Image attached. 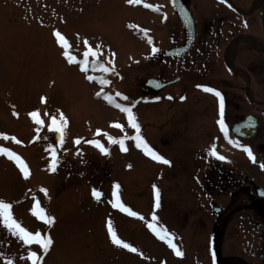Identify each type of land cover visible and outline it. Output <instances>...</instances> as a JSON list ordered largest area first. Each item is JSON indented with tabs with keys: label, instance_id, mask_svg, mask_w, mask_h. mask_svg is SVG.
Returning a JSON list of instances; mask_svg holds the SVG:
<instances>
[{
	"label": "rangeland",
	"instance_id": "1",
	"mask_svg": "<svg viewBox=\"0 0 264 264\" xmlns=\"http://www.w3.org/2000/svg\"><path fill=\"white\" fill-rule=\"evenodd\" d=\"M220 1L186 0L196 20L197 39L210 46L221 39L215 32L221 31L223 23L215 21L217 27L208 35L203 28L208 15L227 11ZM144 4L157 11L144 8ZM253 32L264 38L258 19ZM54 33L69 45L67 53ZM184 38L171 0H139L135 6L130 0H0V135L20 142L0 140V148L19 156L30 172V178L24 180L15 163L0 156V201L12 206L13 218L25 230L53 241L44 256L38 245L26 248L0 227V264H30L26 259L29 251L35 252L42 264H205L208 238L192 235V213L186 220H175L172 200L180 206L193 200L187 180L191 164L188 159L209 152L212 146L218 155L235 157L242 151L225 140L214 117L208 121L210 139L198 136L202 117L198 118L197 138H178L175 125L182 114L179 110L187 108L180 109L167 94L142 103L148 96L141 92L139 84V78H172L177 70L182 71L192 53L187 60L161 61L159 51L182 43ZM239 43L242 52L248 54L249 44ZM153 47L157 49L155 55ZM89 49L101 55L96 59L89 55L87 72H81ZM66 54L79 63H70ZM101 66L108 68L111 75L100 71ZM88 76L95 81L105 80L108 86L90 83ZM101 94L111 96L122 107L132 108L142 139L158 155L173 158L176 165L165 168L155 163L132 139L126 141L127 151L122 153L119 145H109L104 136H97L98 131L114 139L135 135L126 116ZM117 94L127 99L120 100ZM34 112L40 113L43 127L30 118ZM61 113L67 127L64 142L58 146L48 128L51 119L59 120ZM112 124L122 125L124 132L110 127ZM229 139L233 140L230 135ZM75 141L81 143L77 145ZM92 142L102 144L109 156L92 147ZM50 150L55 151L59 163L54 173L50 169ZM177 157H181L180 165ZM114 185H119L121 203L143 220L112 207ZM153 186L160 192L159 209L155 207ZM93 190L101 194L99 202L93 198ZM37 202L47 216L54 218L51 228L31 214ZM153 215L157 217L155 222ZM109 222L117 237L141 255L111 243ZM149 223L174 238L182 257L178 258L149 231Z\"/></svg>",
	"mask_w": 264,
	"mask_h": 264
},
{
	"label": "flooded vegetation",
	"instance_id": "2",
	"mask_svg": "<svg viewBox=\"0 0 264 264\" xmlns=\"http://www.w3.org/2000/svg\"><path fill=\"white\" fill-rule=\"evenodd\" d=\"M220 2L227 11L208 15L203 29L206 35L214 32L215 21L219 20L223 28L215 33L221 39L210 46L197 39L195 28V41L186 56L192 54L182 71L177 70L172 78L155 77L175 82L159 91L148 84L151 77L143 81L139 78V84L145 96L167 94L180 109L187 108V111L179 110L183 118L178 116L175 125L176 136L184 139L197 138L199 117L204 122L198 136L210 139L207 129L211 128V122L208 121L214 117L219 125V101L202 89L220 93L228 134L251 150L255 163L244 152L236 153L239 156L235 157L219 155L223 161L205 151L195 159H188L191 164L187 167L184 163V166L189 170L187 180L193 200L189 208L176 205L175 199L172 200L174 218L186 220L192 213V235L197 233L208 238L205 264H264V170H261L264 165V38L253 32L258 19L264 35V0ZM239 42L249 44L248 54L242 52ZM173 46L175 44L169 47ZM203 102L205 107L201 108ZM235 124L239 126V135L231 131ZM161 157L171 166L176 165L173 158ZM180 158L177 157L178 165Z\"/></svg>",
	"mask_w": 264,
	"mask_h": 264
},
{
	"label": "snow or ice",
	"instance_id": "3",
	"mask_svg": "<svg viewBox=\"0 0 264 264\" xmlns=\"http://www.w3.org/2000/svg\"><path fill=\"white\" fill-rule=\"evenodd\" d=\"M130 2L132 5L135 6L138 4L139 0H130ZM142 6L144 8H149L152 11H157V9L151 8V6H149L147 4H144ZM54 35L56 37L57 42L59 43V46L65 50V53H67V50L69 47L67 42L64 40V38L59 33H54ZM145 36H147L146 33H145ZM147 42L150 45L152 44L151 40H148ZM84 44H85V47H88L87 41H85ZM156 52H157V49L153 47L152 48L153 55H155ZM89 55H91L93 59H96L101 54L98 52H93L91 49H89V51L84 54V56H85L84 64L80 67L81 72H85V73L87 72V64H88ZM65 59H67L70 63H79L78 61H74L73 58L71 56H68L67 54L65 55ZM95 70H96V66L94 65L93 71H95ZM99 70L102 71L105 75H111V71L108 68L101 66ZM88 80L90 83H99L101 87H107L108 86L107 81H105V80L95 81L94 78L91 76H88ZM202 91L205 93H210L211 95L215 96L217 98V100L219 101V110H220V117H221V119L219 121V129L223 133L225 140L230 145H232L233 147H237L240 151L247 154L248 159L250 161H252L253 163H255V158H254V156H253V154L249 148L240 147V145L237 142L229 139L228 130H227L225 122L223 120L224 102H223V98L221 97L220 93L213 91L209 88H203ZM117 96L119 97L120 100H126L127 99L126 97L120 96L119 94H117ZM101 98L105 99L106 102L110 106L116 108L118 111H120L121 113H123L126 116L127 125L130 129L134 130L135 135L133 137H128L125 134L123 136V138H121V139H114L112 136L108 135L107 133H101L98 131L96 133L97 136H104L107 139L109 145H119L120 151L122 153L127 151V149L125 147L126 141L128 139H132L135 141L136 147L140 151H142L146 157L150 158L151 160H153L157 164L166 165L168 167H171V164L169 163V161H167L166 159H163L160 155H158L155 151H153L148 146V144L142 139L141 128H140L139 124L137 123V119L132 112V108L122 107L121 105L117 104L111 96H103L101 94ZM169 99H171V98L169 97ZM43 102H45V101L42 100V103ZM13 115H15V113H13ZM45 115H47V113H45ZM30 118L32 119V121L35 124L39 125L40 127L44 126V122L40 119V113H38V112L31 113ZM66 127H67V121L65 120L63 114L61 113L59 120H57L55 117H53L51 119V126L48 128V131L53 132V133H60L61 137H63V133H64V130L66 129ZM110 127L114 128V129H118L121 133L124 132V128L120 124H112V125H110ZM0 140H4V141L11 140L13 143H16V144L20 143L15 138L3 136V135H0ZM74 143L79 145L81 142L75 141ZM91 146L96 148L104 156H109V154H110L109 151L102 144H100L98 142H92ZM50 151H52L50 169L54 173L56 171L57 167L59 166V163H58L55 151L54 150H50ZM209 154L216 160H222V161L224 160L223 157L219 156L216 153L215 146L210 147ZM0 156H5L10 161L15 163V165L19 169L20 173L22 174L24 180L27 181L30 178V172L28 170V167L19 156L13 154L12 152H10L4 148H0ZM225 162H227V161H225ZM261 170H264V165L261 166ZM113 187H114V192H113L114 203H112V207L114 209L122 212L124 215H126L128 217H131V218L136 219V220H143L144 218L142 216L131 211L129 208L125 207L121 203V200L118 196L119 185H114ZM41 191L44 193L45 196H47L46 190L41 189ZM153 192H154V197H155V207H156V209H159V207H160V192L156 189L155 186H153ZM92 196L97 202L100 201L101 194L99 192L93 190ZM33 199L35 200V197H33ZM11 208H12L11 205H9L3 201H0V227H3L4 229H6L8 231V233L10 235H12V236L16 237L17 239H19L20 241H22L23 245L26 248L30 249L32 245H38L40 251L43 253L44 256H46L49 253V251L53 245V241L51 240V238H42L39 233L33 235L30 232H28L27 230H25L13 218ZM31 214L34 217H36L37 220H39L43 224L47 225L48 228H51L53 226V224L55 223L54 218L47 216L45 214V212L40 208L38 202L34 206ZM151 219H152V221L155 222L157 220V217L155 215H153ZM147 227H148L149 231L158 240H161L163 243L167 244V246L173 251V253L178 258L182 257L181 251L174 244V238L170 234H168L165 229H158L156 226H154L153 223H149L147 225ZM107 232H108V236L110 237L111 243L114 246H116L117 248H120V249H124L129 253H134L138 256L141 255L137 249L130 246L128 243L122 242L117 237V234L113 230L110 222L107 225ZM26 259L30 262V264H42V261L40 260L38 255L32 251H29Z\"/></svg>",
	"mask_w": 264,
	"mask_h": 264
},
{
	"label": "water",
	"instance_id": "4",
	"mask_svg": "<svg viewBox=\"0 0 264 264\" xmlns=\"http://www.w3.org/2000/svg\"><path fill=\"white\" fill-rule=\"evenodd\" d=\"M172 5L173 8L175 10V13L179 19L180 24L182 25V27L184 28L185 32H186V42L179 46V47H174V48H170L166 51H164L161 56L164 57H179L182 56L183 54H185L189 48L191 47L193 41H194V21L189 13V10L187 8V5L185 3L184 0H173L172 1ZM156 81V80H154ZM174 81H170L167 83H160L157 81V83H159L158 85H156L157 90L173 83ZM248 121V120H247ZM252 125V123H251ZM254 126V125H253ZM238 125H234V127L232 128V131L235 134L239 135V131H238ZM55 140L57 143H62L63 141V137H61L60 133H56L55 134Z\"/></svg>",
	"mask_w": 264,
	"mask_h": 264
}]
</instances>
